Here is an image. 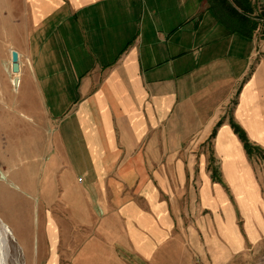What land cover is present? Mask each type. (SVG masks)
I'll return each instance as SVG.
<instances>
[{"label": "crops", "instance_id": "crops-1", "mask_svg": "<svg viewBox=\"0 0 264 264\" xmlns=\"http://www.w3.org/2000/svg\"><path fill=\"white\" fill-rule=\"evenodd\" d=\"M229 121L264 151V39L205 0H0V173L21 189L0 222L24 264L257 248L264 159Z\"/></svg>", "mask_w": 264, "mask_h": 264}, {"label": "trees", "instance_id": "trees-1", "mask_svg": "<svg viewBox=\"0 0 264 264\" xmlns=\"http://www.w3.org/2000/svg\"><path fill=\"white\" fill-rule=\"evenodd\" d=\"M208 9L229 25L232 31L242 33V36L251 38L257 34L264 39V0H205ZM230 128L236 135L248 159H264V151L252 145L244 132L232 121H229ZM212 178L215 179L213 171Z\"/></svg>", "mask_w": 264, "mask_h": 264}, {"label": "rangeland", "instance_id": "rangeland-1", "mask_svg": "<svg viewBox=\"0 0 264 264\" xmlns=\"http://www.w3.org/2000/svg\"><path fill=\"white\" fill-rule=\"evenodd\" d=\"M9 177H11V175H7L5 177L0 173V215L5 213L4 208L6 207L4 205L6 204V199L15 201L21 193V189L16 187L13 178L11 177V179H9ZM6 232L5 238L7 241L8 264H24L21 250L16 240L12 237L7 228ZM230 264H264V239H262L257 248H254L252 251L246 252L240 256L234 257Z\"/></svg>", "mask_w": 264, "mask_h": 264}, {"label": "bare ground", "instance_id": "bare-ground-1", "mask_svg": "<svg viewBox=\"0 0 264 264\" xmlns=\"http://www.w3.org/2000/svg\"><path fill=\"white\" fill-rule=\"evenodd\" d=\"M0 222V264H8L7 241L5 238L6 228Z\"/></svg>", "mask_w": 264, "mask_h": 264}, {"label": "water", "instance_id": "water-1", "mask_svg": "<svg viewBox=\"0 0 264 264\" xmlns=\"http://www.w3.org/2000/svg\"><path fill=\"white\" fill-rule=\"evenodd\" d=\"M17 53L15 51H10V72L12 75H15L18 72V62H17ZM17 80L13 78L12 85L16 87Z\"/></svg>", "mask_w": 264, "mask_h": 264}]
</instances>
